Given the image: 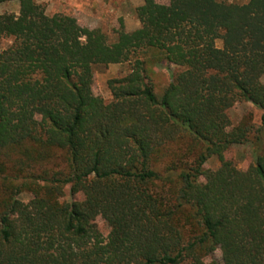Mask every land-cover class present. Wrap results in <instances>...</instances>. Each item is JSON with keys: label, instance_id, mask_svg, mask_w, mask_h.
I'll use <instances>...</instances> for the list:
<instances>
[{"label": "trees", "instance_id": "obj_1", "mask_svg": "<svg viewBox=\"0 0 264 264\" xmlns=\"http://www.w3.org/2000/svg\"><path fill=\"white\" fill-rule=\"evenodd\" d=\"M7 1L20 10L0 14V264H216L217 249L264 264V0H144L115 41ZM160 61L179 69L158 94ZM124 63L112 99L97 96L95 67ZM242 100L261 127L230 128ZM248 142L241 170L225 154Z\"/></svg>", "mask_w": 264, "mask_h": 264}, {"label": "rangeland", "instance_id": "obj_2", "mask_svg": "<svg viewBox=\"0 0 264 264\" xmlns=\"http://www.w3.org/2000/svg\"><path fill=\"white\" fill-rule=\"evenodd\" d=\"M160 3H168L169 0H157ZM228 2L246 3L248 0H226ZM49 15L62 13L74 16L82 26L92 29H101L107 34L110 41H115L117 38V30L122 24L125 30L133 31L140 27V21L137 17L136 8L144 3V0H38ZM20 5L18 1H7L0 3V14L16 13L18 14ZM12 42L11 39H3L0 43V50L6 48ZM218 47L223 46L221 39L216 42ZM179 68L167 63L166 61L156 62L153 68V82L158 94H161L163 89L169 84L172 74ZM130 71V64H110L98 65L94 69L93 91L97 96L102 97L106 101L112 99L111 91L108 87V80L125 76ZM264 82V77H262ZM262 111L254 104L248 101H239L229 110L231 120L230 128L241 123L247 124L254 129L262 126L261 121ZM255 131V130H254ZM253 133L252 135H254ZM254 138V137H252ZM251 138V139H252ZM264 140V131H263ZM264 150V141L262 143ZM228 160H231L241 170H247L250 166L252 156V143L238 144L231 147L225 154ZM221 162L217 156H212L205 163L204 168L209 172L217 170ZM201 183L206 182V178L200 179ZM6 186L0 185V196L6 195ZM8 190L9 185H8ZM31 193L21 191L17 195L18 198L28 201L31 198ZM80 199L81 195L72 196L69 188L65 190L63 199ZM99 229L107 235L109 227L101 216L95 217ZM207 263L214 262L216 264H225L221 249L206 258Z\"/></svg>", "mask_w": 264, "mask_h": 264}]
</instances>
